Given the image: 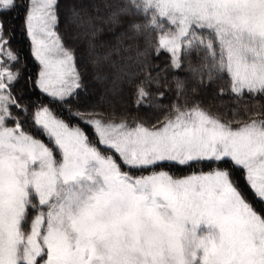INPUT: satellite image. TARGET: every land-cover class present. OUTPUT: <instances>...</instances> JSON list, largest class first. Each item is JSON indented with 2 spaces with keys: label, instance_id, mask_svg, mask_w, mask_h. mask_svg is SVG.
<instances>
[{
  "label": "snow or ice",
  "instance_id": "1",
  "mask_svg": "<svg viewBox=\"0 0 264 264\" xmlns=\"http://www.w3.org/2000/svg\"><path fill=\"white\" fill-rule=\"evenodd\" d=\"M261 101L264 0H0V264H264Z\"/></svg>",
  "mask_w": 264,
  "mask_h": 264
},
{
  "label": "trees",
  "instance_id": "2",
  "mask_svg": "<svg viewBox=\"0 0 264 264\" xmlns=\"http://www.w3.org/2000/svg\"><path fill=\"white\" fill-rule=\"evenodd\" d=\"M13 15H15V14H13ZM21 23H22L21 20H19V19L15 20V26L17 29V39L18 40L21 39L20 34H19ZM16 47L21 48L22 57H26L29 61L28 68L32 69L34 71L35 69H34V65L32 62V58L30 57V54H29L27 39L24 38L23 43L22 44H16ZM200 98L203 100V103L206 107H209L214 113H218L220 115H223L225 119H227L231 116L230 109H232L233 107L236 106L232 102V99L230 97L221 98V97L217 96L214 88H209V89L205 90L204 92H202ZM81 100L86 101V102H91L90 95H82ZM245 102L251 103V101H241L240 103H241V105H243V103H245ZM261 102L264 103V101H261ZM241 111H242V108H241ZM142 114L147 115L149 118L156 115V113L144 112L143 110H142Z\"/></svg>",
  "mask_w": 264,
  "mask_h": 264
},
{
  "label": "rangeland",
  "instance_id": "3",
  "mask_svg": "<svg viewBox=\"0 0 264 264\" xmlns=\"http://www.w3.org/2000/svg\"><path fill=\"white\" fill-rule=\"evenodd\" d=\"M28 48H29V42H28Z\"/></svg>",
  "mask_w": 264,
  "mask_h": 264
}]
</instances>
